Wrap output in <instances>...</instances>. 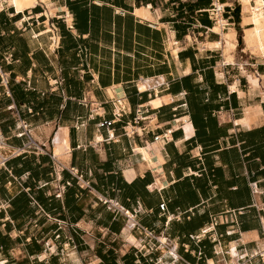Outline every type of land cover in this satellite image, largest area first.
Instances as JSON below:
<instances>
[{
    "label": "crops",
    "instance_id": "crops-1",
    "mask_svg": "<svg viewBox=\"0 0 264 264\" xmlns=\"http://www.w3.org/2000/svg\"><path fill=\"white\" fill-rule=\"evenodd\" d=\"M31 5L0 0V264H264L242 3Z\"/></svg>",
    "mask_w": 264,
    "mask_h": 264
},
{
    "label": "bare ground",
    "instance_id": "bare-ground-1",
    "mask_svg": "<svg viewBox=\"0 0 264 264\" xmlns=\"http://www.w3.org/2000/svg\"><path fill=\"white\" fill-rule=\"evenodd\" d=\"M243 7L245 13L244 21L247 23H253L254 28L247 31V35H253L259 42L260 47L264 50V45L262 44L261 40L264 36V0H239ZM35 2V0H10V3L15 4L17 9H21L24 7L23 5H31ZM21 3V4H20ZM32 6V5H31ZM219 11L222 10V4H218ZM218 25L216 29H222L224 24V20L222 16L218 15Z\"/></svg>",
    "mask_w": 264,
    "mask_h": 264
},
{
    "label": "built area",
    "instance_id": "built-area-1",
    "mask_svg": "<svg viewBox=\"0 0 264 264\" xmlns=\"http://www.w3.org/2000/svg\"><path fill=\"white\" fill-rule=\"evenodd\" d=\"M0 76H1V82L4 83V84H7L8 83V75L4 72V73H0ZM159 136H156L155 138L157 139ZM6 142V138L2 132V129L0 127V148L5 144ZM162 209H164L165 207V204L163 203L161 205ZM262 257H264V252L262 253Z\"/></svg>",
    "mask_w": 264,
    "mask_h": 264
}]
</instances>
